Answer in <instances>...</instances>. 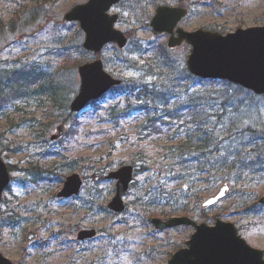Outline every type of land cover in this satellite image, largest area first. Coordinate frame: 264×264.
<instances>
[{
    "label": "rangeland",
    "instance_id": "obj_1",
    "mask_svg": "<svg viewBox=\"0 0 264 264\" xmlns=\"http://www.w3.org/2000/svg\"><path fill=\"white\" fill-rule=\"evenodd\" d=\"M17 1L25 3L26 10L33 9V15L28 19L26 12L24 27L16 31L6 29L0 35V75L8 67L36 68L44 76L46 89L56 95L58 105L53 106V98L43 95L26 102L17 101L19 109L7 107L0 118V153L6 163L14 166L12 182L0 205V224L4 219L9 222L0 230V253L16 264H170L172 255L187 247L195 228L180 225L158 230L151 222L153 216L133 205L140 197L163 205L182 203L179 190L185 181L173 179L176 174L168 171V158L150 156L148 169L136 176L137 187L130 188L125 197L124 212L115 213L107 207L116 183L107 178L108 173L131 164L139 144L150 153L158 145L175 144L181 139L168 141L173 130L169 131L165 125L159 135L162 140H142L146 134L143 128L149 125L147 120L152 115L143 108L154 105H147L143 95L137 97L139 89L132 93L133 87H150L154 82L157 90L163 92L164 87L159 86L166 81L159 74L163 70L178 85L174 100L188 99V77L182 72L187 69L191 46L184 43L175 49L168 48V36L155 35L150 21L158 5H183L189 10L180 23L184 29L228 34L238 28L264 25V0H121L110 13L119 15L115 27L129 36V42L124 49L109 43L100 53L83 47L85 33L78 21L65 19L75 5L88 0ZM22 14L23 7L15 0H0L2 23L23 17ZM98 57L122 84L97 105L91 102L89 110L79 116L70 110V102L81 83L78 69ZM159 58L167 59L170 68L160 70V65L156 66ZM38 86L31 85L28 89L36 91ZM199 86H205V90L216 88L212 90L213 112L223 117H212L209 109L207 114L211 115L212 125L217 126L215 131L220 139L230 131L229 142H241L244 127L248 128L245 133L264 136V95L239 90L234 84L203 82ZM156 98L158 108L163 107L165 97L156 95ZM172 100L169 108L175 102ZM114 107L127 110L113 115L109 110ZM185 121L188 122L183 118L181 124ZM60 124L65 125V134L52 140ZM72 172L85 179L81 193L72 198L58 197L66 176ZM206 176L210 180L199 185L210 186L208 195L227 179L213 173ZM229 182L231 190L227 198L208 210H201L192 202L186 215L198 224L210 226L217 219L231 222L251 247L264 251V208L252 211V206H259L258 199L264 195V173L248 176L245 172L237 183ZM184 203L188 205V198ZM83 229H95L96 236L80 240L78 233ZM30 230L38 234L31 242L27 241Z\"/></svg>",
    "mask_w": 264,
    "mask_h": 264
},
{
    "label": "water",
    "instance_id": "obj_2",
    "mask_svg": "<svg viewBox=\"0 0 264 264\" xmlns=\"http://www.w3.org/2000/svg\"><path fill=\"white\" fill-rule=\"evenodd\" d=\"M121 0H88L75 5L65 15L67 21H78L85 33L83 47L98 53L109 43L118 48L126 47L128 38L115 27L119 19L116 13H110L112 7ZM188 10L181 6L159 5L150 21L155 35L168 34L167 46L175 48L184 42L191 45L187 58V67L194 76L203 79L227 80L253 91L264 94V25L238 28L235 32L222 34L218 31L197 29L188 31L179 26ZM81 84L78 93L70 103L73 112L88 110L87 105L101 98L111 88L121 84V79L109 73L101 58L83 63L79 66ZM52 139H58L65 133L63 124ZM134 177V167L123 165L108 174L116 180V191L108 203V208L116 213L126 209L124 197L129 191ZM11 182V174L0 154V203L4 190ZM83 186L80 174L72 173L66 177L59 197L78 195ZM230 183L225 182L207 196L201 206L209 208L224 199L230 192ZM264 204V195L259 199ZM156 229L173 228L180 225L193 226L195 232L186 242L187 247L175 252L170 264H264V251L251 247L242 238L236 226L231 222L217 219L214 226L204 222L198 224L185 216H173L168 219L154 217L151 219ZM95 229H84L78 234L80 240L92 238ZM38 234L30 231L28 241ZM0 264H15L0 253Z\"/></svg>",
    "mask_w": 264,
    "mask_h": 264
},
{
    "label": "trees",
    "instance_id": "obj_3",
    "mask_svg": "<svg viewBox=\"0 0 264 264\" xmlns=\"http://www.w3.org/2000/svg\"><path fill=\"white\" fill-rule=\"evenodd\" d=\"M15 1L16 4L23 7V17L21 15L19 17L16 16L13 20H10L5 24L2 23L3 20L0 18V35L4 33V30L6 29L16 31L17 28L24 27L26 25V12L28 19H30L29 16L32 17L33 15V9L26 10L25 3L18 2L17 0ZM167 61L168 60L165 58H159V64L156 66L160 65V70L163 68H170L171 64L170 66L167 65ZM1 73L0 118L5 114L4 111L7 107L15 106L16 108L14 110L17 111L19 109V105H16L17 101L26 102V100L41 97L43 95H48L53 98V106L58 105L56 95L46 89L45 80L42 81L44 76L36 68L26 69V65L22 67H8ZM159 74L166 78V81H162V84L159 85L164 87L162 88V90H164L163 92L157 90L158 88L154 82L151 83L150 87L152 88L147 85H141L131 89L132 93L139 89L137 97L143 95L142 97H145L147 105H154L152 108L149 106L143 108L152 115L147 120L149 125L144 126L143 128L146 134H144L142 140L145 142L147 140L149 142L148 138H157L158 141L162 140L159 135L162 132L161 127L165 125L168 126L169 131L173 130L168 136V141H173L177 137H180L181 139L175 144L158 145V147L154 148L153 152L151 151L150 153H147V149L139 144L140 146H137L138 149L133 153L134 155L132 156L130 163L134 164L137 176L148 169L146 164H148L150 161L149 159L152 158L150 157L152 154L153 156H162L170 160L167 168L170 173L172 172L174 175L176 174L173 179L176 178L185 181L184 186L179 190L180 194L183 196L181 204L173 203V205H163L160 201H158V203H150L141 197L133 204L134 206L138 205L139 210H145L147 214L151 216H164L165 218H169L173 215H186L190 210L189 205L192 202H195L200 206V200L211 192L209 185H199L201 181L210 180L211 177H207L206 175H211L213 173L215 177H220L219 175L222 177L225 176L227 178L225 181L229 182L230 180L237 183L244 177L245 172L248 176L259 172L264 173V136H255L254 134L245 133L248 128L244 127L245 130L241 131L243 134L240 137H244L243 140L233 144L229 142L231 137L229 133L230 131L223 132L224 136L222 139L219 137L220 134L215 131L217 126L212 125V118H210V114H207V110L209 109L212 111V117L218 119L223 117L221 114L213 112L214 102L212 101L215 99V94H212V90L214 91L216 88L205 90V86L200 87L199 84L207 82L213 85L218 84L224 86L232 85L231 83L224 80L200 79L193 76L186 68H184L182 74L188 77V99L182 101L180 99L174 100V97L176 96L174 91H176L175 88L178 85L173 84V76L163 72V70L161 73L159 72ZM36 84H39V89L36 90L37 92L28 89L29 86ZM119 87L112 89L109 93L115 92ZM237 88L243 90V88L239 86H237ZM156 95H161L162 98L165 97L166 99L164 100V106L161 108H158L159 101L156 98ZM171 98L175 102L172 104V107L169 108L168 103L171 101ZM225 100L228 101V98ZM98 101H94V104L97 105ZM126 110L127 109L123 110L114 107L111 108L109 112H112L111 114L114 115L119 111L125 112ZM183 118H186L188 122L185 121L184 124H181L183 123ZM74 122L75 124H78L77 119H74ZM176 123H178L177 126H175ZM179 124L181 125L179 126ZM74 129L75 128H72V133H75L76 130ZM247 137L248 139L246 140ZM261 139H263L262 142H260ZM72 163L73 162H71L70 165H72ZM13 167L14 166L10 165V170L13 169ZM40 170L42 171L43 168L40 167ZM137 183L138 182H134L132 187H137ZM187 198L188 205L184 203ZM200 209L204 210L201 207ZM260 210L261 207L257 204L252 206V211L260 212ZM3 225L7 226L9 225V222L5 219L2 221L0 224L1 231Z\"/></svg>",
    "mask_w": 264,
    "mask_h": 264
}]
</instances>
